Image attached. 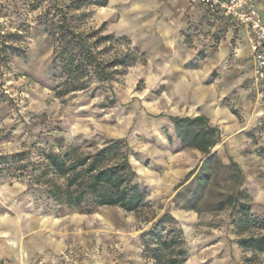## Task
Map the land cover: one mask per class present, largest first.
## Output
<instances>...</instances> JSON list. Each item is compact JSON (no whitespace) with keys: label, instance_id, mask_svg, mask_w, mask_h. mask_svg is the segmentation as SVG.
Listing matches in <instances>:
<instances>
[{"label":"rangeland","instance_id":"374dc122","mask_svg":"<svg viewBox=\"0 0 264 264\" xmlns=\"http://www.w3.org/2000/svg\"><path fill=\"white\" fill-rule=\"evenodd\" d=\"M71 1L0 0V264H155L143 235L166 216L183 233L184 264H264L240 248L228 201L240 192L264 219V92L241 35L217 29L185 0H92L73 12L82 28L105 25L139 62L110 84L58 98L45 27ZM203 112L222 136L207 187L187 177L206 158L182 146L171 121ZM112 141L127 144L145 207L87 212L53 202L39 179L43 155L91 154Z\"/></svg>","mask_w":264,"mask_h":264},{"label":"trees","instance_id":"16d2710c","mask_svg":"<svg viewBox=\"0 0 264 264\" xmlns=\"http://www.w3.org/2000/svg\"><path fill=\"white\" fill-rule=\"evenodd\" d=\"M107 2L98 0L95 5L105 7ZM93 3L92 0H72L67 9L62 8L58 20L45 27L53 48L51 71L57 83L54 90L58 98L87 92L92 82L110 84L139 62L138 53L129 48L126 38L104 34L105 25L91 32L82 28L80 16H74L73 12ZM125 46L124 50L117 49ZM8 49L17 52L18 57L24 56L17 48L9 46ZM115 103V99L110 102ZM171 121L182 146L197 150L206 158L200 170H192L187 177L194 175L198 185L207 187L211 179L208 168L212 152L222 141L219 128L204 115L172 117ZM42 159L39 179L58 205L69 209L87 207V212L99 207H117L130 213H137L146 205V195L136 182L137 175L130 164L125 142H109L91 154L72 147L61 153H45ZM4 163H8L6 158ZM232 166L235 170L238 167L233 162ZM237 172L240 175V170ZM183 184L181 182L176 190ZM240 196L238 192L228 199L239 246L244 252L264 256V219L254 214L248 204L241 203ZM166 217L167 221L162 219L143 235L144 255L155 264H184L187 251L183 233L174 226L172 217ZM248 262L249 259L245 264Z\"/></svg>","mask_w":264,"mask_h":264},{"label":"built area","instance_id":"2783aa9c","mask_svg":"<svg viewBox=\"0 0 264 264\" xmlns=\"http://www.w3.org/2000/svg\"><path fill=\"white\" fill-rule=\"evenodd\" d=\"M193 6L206 7L213 16L234 20L248 36L253 58L252 80L259 92H264V16L259 5L264 0H188Z\"/></svg>","mask_w":264,"mask_h":264},{"label":"crops","instance_id":"0c3cea01","mask_svg":"<svg viewBox=\"0 0 264 264\" xmlns=\"http://www.w3.org/2000/svg\"><path fill=\"white\" fill-rule=\"evenodd\" d=\"M186 2V6L191 10V11H196V12H201L203 14V16L214 25V27H216L217 29H225L228 30L229 32H238L242 38V40L244 41V43L246 44L248 50H249V60H250V77L252 80V76H253V58H252V53L250 51V47H249V42H248V36L246 31L241 28L240 26H238V24L234 21L231 20L229 18H226L222 15L219 16H213L209 13L208 9L206 7L203 6H193L189 3L188 0H185ZM259 10L262 13V15L264 16V2H262L259 5ZM253 81V80H252ZM200 115H204L206 116L208 119V115L206 114V112H203L202 114H198L196 116H200ZM194 116V117H196ZM210 120V119H209Z\"/></svg>","mask_w":264,"mask_h":264}]
</instances>
